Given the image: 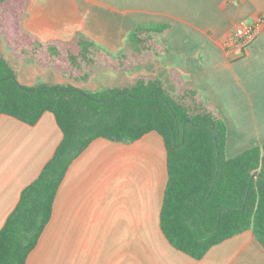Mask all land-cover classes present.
Returning <instances> with one entry per match:
<instances>
[{"label":"crops","instance_id":"0c3cea01","mask_svg":"<svg viewBox=\"0 0 264 264\" xmlns=\"http://www.w3.org/2000/svg\"><path fill=\"white\" fill-rule=\"evenodd\" d=\"M264 20V0H29L22 29L43 43L78 34L117 55L144 26L164 51L131 70L95 67L85 82L20 61L0 33V50L20 83L72 85L96 93L139 75L176 78L194 87L227 125L225 155L264 144V22L245 55L233 58L226 38L241 23ZM63 138L54 114L36 124L0 115V230ZM168 179L167 150L156 131L134 142L100 137L70 165L52 218L26 264H264V246L249 229L202 259L177 250L160 226Z\"/></svg>","mask_w":264,"mask_h":264},{"label":"trees","instance_id":"16d2710c","mask_svg":"<svg viewBox=\"0 0 264 264\" xmlns=\"http://www.w3.org/2000/svg\"><path fill=\"white\" fill-rule=\"evenodd\" d=\"M29 0H0V33L22 62H35L78 83L95 67L131 70L164 48L150 26L139 27L117 55L78 34L43 43L22 29ZM139 75L121 87L96 93L72 85L20 83L0 50V115L36 124L50 111L63 138L0 230V264H26L50 222L58 190L73 161L96 139L134 142L156 131L167 150L168 179L160 226L169 243L195 259L251 229L264 246V144L227 158V125L198 91L176 78Z\"/></svg>","mask_w":264,"mask_h":264},{"label":"built area","instance_id":"2783aa9c","mask_svg":"<svg viewBox=\"0 0 264 264\" xmlns=\"http://www.w3.org/2000/svg\"><path fill=\"white\" fill-rule=\"evenodd\" d=\"M263 22V19H259L255 23H241L226 38V48L233 58H240L245 55L246 48L256 39Z\"/></svg>","mask_w":264,"mask_h":264}]
</instances>
